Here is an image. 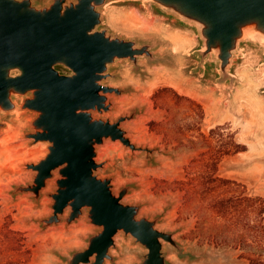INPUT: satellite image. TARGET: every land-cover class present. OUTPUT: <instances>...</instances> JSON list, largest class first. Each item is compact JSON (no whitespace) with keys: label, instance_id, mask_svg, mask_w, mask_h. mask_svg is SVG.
Listing matches in <instances>:
<instances>
[{"label":"rangeland","instance_id":"obj_1","mask_svg":"<svg viewBox=\"0 0 264 264\" xmlns=\"http://www.w3.org/2000/svg\"><path fill=\"white\" fill-rule=\"evenodd\" d=\"M103 12L102 28L153 44L157 61L141 58L139 70L128 60L112 67L115 78L105 84L126 93L109 95L113 110L97 117L113 121L137 110L123 128L137 146L159 151L133 152L119 141L107 140L98 147L97 163L103 164L98 174L113 178L117 196L122 187L130 186L123 202L140 204V216L152 220L160 216L158 228L175 233L185 256L163 241L170 264H249L240 251L217 247L201 237L200 210L211 184L209 171L245 184L249 193L264 198V47L243 43L231 77L223 81L216 63L200 61L203 43L194 26L137 1H112ZM34 117L17 112L3 118L7 127L0 131V141L6 140L0 154V264H65L64 258L85 249L89 236L98 231L86 216L69 226L63 222L42 228L39 220L53 212L47 194L56 188L55 180L48 182L39 202L32 193L12 194L14 186L33 181L34 172L25 165L37 163L47 151L45 144L31 145L33 141L24 138ZM220 132L231 136L228 155L220 153ZM234 144L245 150L235 153ZM193 160L199 162L189 168ZM194 176L198 199L191 202L189 187L179 182ZM115 241L117 248L111 251L115 264H141L148 252L131 235L120 233Z\"/></svg>","mask_w":264,"mask_h":264},{"label":"water","instance_id":"obj_2","mask_svg":"<svg viewBox=\"0 0 264 264\" xmlns=\"http://www.w3.org/2000/svg\"><path fill=\"white\" fill-rule=\"evenodd\" d=\"M112 1L122 0H0V131L7 127L4 116L31 112L35 117L24 138L47 150L37 163L25 165L34 172L33 181L14 186L12 194L32 193L39 202L48 182L55 180L56 188L47 194L53 212L39 220L42 228L69 226L84 216L98 228L85 249L64 258L65 264H115L111 251L120 233L148 251L141 264H170L163 241L185 256L175 233L158 228L160 216H140V204L123 202L130 186L117 196L113 178L98 174L103 166L97 163L98 147L107 140L133 152L159 151L137 146L123 128L137 110L113 121L97 117L113 110L109 95L126 93L105 84L115 78L112 67L128 60L139 70L141 58L157 61L153 44L102 28L103 8ZM130 1L150 4L197 28L203 43L198 57L216 63L223 81L231 77L243 43L264 47V0Z\"/></svg>","mask_w":264,"mask_h":264},{"label":"trees","instance_id":"obj_3","mask_svg":"<svg viewBox=\"0 0 264 264\" xmlns=\"http://www.w3.org/2000/svg\"><path fill=\"white\" fill-rule=\"evenodd\" d=\"M211 134H215V130ZM218 135L223 143L220 153L228 155L231 153L228 147L231 136L224 132ZM234 145L235 153L245 150L240 144ZM198 162L193 160L189 168ZM210 169L215 171L216 167ZM208 175L207 181L210 180L211 184L206 186L208 195L200 210L203 217L201 237L217 247L226 246L240 251V258L249 264H264V198L249 193L247 186L236 180L215 177L210 171ZM197 181L194 176L179 182L189 187L191 202L198 199ZM215 191H219L218 196H211Z\"/></svg>","mask_w":264,"mask_h":264},{"label":"bare ground","instance_id":"obj_4","mask_svg":"<svg viewBox=\"0 0 264 264\" xmlns=\"http://www.w3.org/2000/svg\"><path fill=\"white\" fill-rule=\"evenodd\" d=\"M6 150V140L2 139L0 141V154H3V152H5Z\"/></svg>","mask_w":264,"mask_h":264}]
</instances>
